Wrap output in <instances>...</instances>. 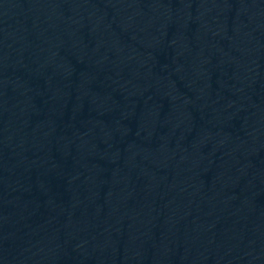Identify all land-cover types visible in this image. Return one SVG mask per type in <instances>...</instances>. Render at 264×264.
<instances>
[{
	"label": "water",
	"instance_id": "obj_1",
	"mask_svg": "<svg viewBox=\"0 0 264 264\" xmlns=\"http://www.w3.org/2000/svg\"><path fill=\"white\" fill-rule=\"evenodd\" d=\"M0 264H120L45 141L1 46Z\"/></svg>",
	"mask_w": 264,
	"mask_h": 264
}]
</instances>
